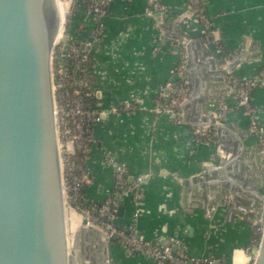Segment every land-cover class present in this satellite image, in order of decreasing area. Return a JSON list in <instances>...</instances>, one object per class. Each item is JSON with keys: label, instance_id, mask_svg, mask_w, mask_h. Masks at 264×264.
<instances>
[{"label": "crops", "instance_id": "0c3cea01", "mask_svg": "<svg viewBox=\"0 0 264 264\" xmlns=\"http://www.w3.org/2000/svg\"><path fill=\"white\" fill-rule=\"evenodd\" d=\"M199 1L212 41L202 38L189 0H162L163 19L149 11L147 0L113 1L100 35L80 2L73 11L69 34L86 44L95 109L105 113L92 125L85 197L102 202L108 196L114 184L109 161H114L133 182L146 180L136 199L119 204L116 226L134 224L154 244L176 238L191 257L249 264L253 257L246 250L253 248L251 228L258 224L250 207L264 195V155L229 80L264 76V0ZM183 35L199 46L186 49ZM218 45L236 57L222 64ZM176 68L174 80L186 90L177 108L180 116L173 120L152 109ZM125 101L135 108L123 109ZM251 103L254 120L264 126V86L251 93ZM212 119L223 129L207 127L211 139L198 140L193 129ZM224 164L225 171L216 173ZM224 183L234 196L221 190ZM107 263L154 264L114 241L108 244Z\"/></svg>", "mask_w": 264, "mask_h": 264}, {"label": "water", "instance_id": "95a60500", "mask_svg": "<svg viewBox=\"0 0 264 264\" xmlns=\"http://www.w3.org/2000/svg\"><path fill=\"white\" fill-rule=\"evenodd\" d=\"M61 30L56 0H0V264H78L68 248L54 117L52 51ZM180 41L186 49L200 44L187 35ZM70 42L65 37L62 55ZM196 126L223 129L215 119ZM221 168L216 173L227 164ZM221 190L234 196L225 183ZM257 201L252 216L264 226V195ZM246 253L264 264V231Z\"/></svg>", "mask_w": 264, "mask_h": 264}, {"label": "built area", "instance_id": "2783aa9c", "mask_svg": "<svg viewBox=\"0 0 264 264\" xmlns=\"http://www.w3.org/2000/svg\"><path fill=\"white\" fill-rule=\"evenodd\" d=\"M113 1L116 0L80 1L85 17L96 22V33L98 35L104 29V20L108 13V7ZM190 1L196 2L197 0ZM147 3L149 11L153 13L165 14L167 12V7L162 0H147ZM192 15L203 28L208 29L210 27L209 21L201 12ZM65 37H68L70 40L72 39V36L66 31V21L52 51L51 74L54 89V117L57 147L63 177L65 200L70 207L69 203L73 202L75 197H79L90 182L91 169L87 164V157L92 143V125L99 122L105 116V113L97 109H92L86 104V99L92 93L94 94L90 72L81 67L79 70L80 74L76 76L66 66V61L78 56L80 51L77 46L70 42L67 51L62 55L61 52ZM85 47L86 44H84L83 49ZM86 58L87 56L84 55L83 61ZM186 58V55L183 56L182 66L186 62ZM61 59L64 60L63 67L60 66ZM55 65L57 66L56 69L54 67ZM177 73L178 69H174L171 72L170 78L160 87L158 101L152 109L154 114H166L173 120L178 119L180 116L177 108L186 90L182 82L177 87H174V77ZM59 81H62V84ZM263 86V75L230 81V90L233 98L238 107L241 108L243 115L251 120V129L257 136L259 146L264 155V126L262 125L261 128L257 127L259 124L253 118L254 106L251 103V93L255 89ZM59 91L68 93L67 95H63L58 93ZM122 108L126 111H131L135 108V105L130 101H125L122 104ZM193 135L202 142L210 140L212 136L207 127L194 128ZM109 165L113 169L114 184L118 192L112 197L108 194L98 205H93L85 210L86 213L84 215L80 214L88 224L99 228L104 234L106 241L112 242L115 239V242L119 243L128 254L144 256L154 264H211L205 262L204 258H195L187 255L176 238L168 243L152 244L138 235L134 224H128L125 227L116 226L115 217L120 202L126 198L131 200L136 199L146 180L138 177L133 182V179L129 177L126 171L120 168L114 161H109ZM66 182L69 183L68 186H66ZM67 191H70L71 195H68ZM137 217L138 213H134L133 218L135 219ZM259 225L258 232L260 239L256 245H253V248L260 246L264 231L263 224ZM253 262L254 257L249 264H253Z\"/></svg>", "mask_w": 264, "mask_h": 264}, {"label": "trees", "instance_id": "16d2710c", "mask_svg": "<svg viewBox=\"0 0 264 264\" xmlns=\"http://www.w3.org/2000/svg\"><path fill=\"white\" fill-rule=\"evenodd\" d=\"M80 1L81 0H73L72 4L70 6V10H69L68 15L66 17V31L68 33H70V28H69L70 17L72 15L73 11L76 10L78 8V6L80 5L79 4ZM189 4L191 6V10H192L194 15H196V13H198V12H201L203 14V6H202V4H201V2L199 0H197L196 2L190 1ZM201 28L203 30V34L201 36H202V38H206L208 36V34L210 33V31H211V27H209L208 29L207 28L205 29V28H203L201 26ZM71 43L73 45L77 46L79 48L80 52H79L78 56L66 61V66L69 67V69L72 71V73L77 76V75L80 74L79 70L81 69V67H83V68H85L86 70L89 71L90 65H91V61H90V56H89L88 52L81 47L82 44H80V42L77 41V39L72 38L71 39ZM217 50H218V53H219V55H218L219 60H220V62L222 64L227 62V61H230V60L234 59L236 57V54H237V53H233V52L228 54L219 45L217 46ZM84 55H86L87 58L83 61V56ZM54 67L56 69L57 66L55 65ZM232 80H240V79L231 77L229 81H232ZM179 83H181V82L178 81V80H175L174 81V87H177V85ZM92 86H93V84H92ZM92 89H93V87H92ZM58 93H61L63 95H67L68 92L59 91ZM86 104L89 105L92 109H95V95L93 93H92V95L90 97H88L86 99ZM257 127L261 128L262 125H258ZM68 185H69V183L66 182V186H68ZM67 192H68V195H71L70 191H67ZM117 192H118V190H117L115 184H113V187L111 188V190L109 192V195L111 197L115 196L117 194ZM99 203L100 202L87 200L86 197H85V188H84V190L82 191L80 196L79 197H75V200L73 202H70L69 205L78 214L84 215L86 213L85 210L89 209L93 205H98ZM259 227H260L259 224H255L251 228V233H252V239L251 240H252V244L253 245H256L258 243L259 239H260V235H259V232H258ZM113 241L115 242V239ZM204 261L205 262H209L211 264H218L210 256L204 257Z\"/></svg>", "mask_w": 264, "mask_h": 264}, {"label": "bare ground", "instance_id": "6f19581e", "mask_svg": "<svg viewBox=\"0 0 264 264\" xmlns=\"http://www.w3.org/2000/svg\"><path fill=\"white\" fill-rule=\"evenodd\" d=\"M61 5H64L65 12L67 8V12L64 14L62 6V14H60V7L56 6L57 12L60 19L61 29L64 26L66 21V16L68 13V9L70 6V2L68 0H56ZM65 223H66V232H67V240H68V248L74 251L78 264H90V262L85 258L82 252L81 241L85 240V242H93L95 245V251L98 253V258H96L97 264H105L106 260V249H105V239L102 231L91 225V224H83L81 216H78L77 213L71 209L67 204H65ZM237 262H241L240 256H237Z\"/></svg>", "mask_w": 264, "mask_h": 264}, {"label": "rangeland", "instance_id": "374dc122", "mask_svg": "<svg viewBox=\"0 0 264 264\" xmlns=\"http://www.w3.org/2000/svg\"><path fill=\"white\" fill-rule=\"evenodd\" d=\"M69 1V0H68ZM70 4H72L73 0L69 1ZM56 6H59L61 9H63L64 14L67 12V8H66V12H65V7L64 5H61L59 2L56 1ZM71 6V5H70ZM69 6V8H70ZM62 9L60 10V14H62ZM69 10V9H68ZM77 213V212H76ZM78 216H81L80 214L77 213ZM82 220H84V218L81 216ZM87 240V239H85ZM85 240L81 241V246H82V252L85 256V258L90 262V264H97L96 258H98V253H96L95 251V245H93V242H85Z\"/></svg>", "mask_w": 264, "mask_h": 264}]
</instances>
